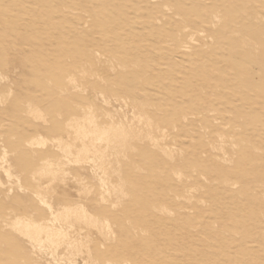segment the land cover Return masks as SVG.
<instances>
[{
	"label": "rangeland",
	"instance_id": "rangeland-1",
	"mask_svg": "<svg viewBox=\"0 0 264 264\" xmlns=\"http://www.w3.org/2000/svg\"><path fill=\"white\" fill-rule=\"evenodd\" d=\"M263 41L264 0H0V264L46 263L12 224L48 222L42 197L79 264H264ZM100 92L140 121L100 169L68 163V123L112 112Z\"/></svg>",
	"mask_w": 264,
	"mask_h": 264
},
{
	"label": "bare ground",
	"instance_id": "bare-ground-1",
	"mask_svg": "<svg viewBox=\"0 0 264 264\" xmlns=\"http://www.w3.org/2000/svg\"><path fill=\"white\" fill-rule=\"evenodd\" d=\"M263 46H264V43H260L259 45H257V47H263ZM263 75H264V73H263ZM71 78H73V77H71ZM68 80H69V78H68ZM69 81H71V80H69ZM73 81L74 80H72L71 82L73 83ZM102 95H104V93ZM102 95L100 92L99 96L101 97V99L107 105H109L112 109L111 113H107V112L105 113V116L108 119L105 124H100L98 122V118H97L96 113L91 112L90 110H93V109L90 108L89 106H86L87 110H85V109L82 110L83 111L82 117H80L79 119L76 118L73 121H70L68 123L69 126L74 128V130H73L74 134H73V137H71V138H69L70 136L68 135L69 139L66 138V140H63L62 141L63 145L61 146V150L64 154L65 160H67L68 163L71 161H74V163L86 162V163H89L91 166H94L96 169H100L101 168L100 163L103 162V160H104L103 157H104V153H105L102 150L103 148L101 149V147H103V146H101L102 141H105V143L106 142L107 143L114 142V141H116L115 139H117V137L118 138L122 137V139L123 138L125 139L129 133V131H127V129H128V127L130 129V126L134 122V119H137L138 121H140V118H141V117L139 118L140 114H137L136 112H134V108L136 107L135 102H133V101L128 102L129 100L126 101L127 99L126 100L125 99H118V98L113 97L112 95L110 97L109 96L105 97V96H107L106 94H105V96H102ZM97 99H98V97H97ZM139 102H137V103H139ZM117 115H119L120 117H117ZM129 115H131L132 118L129 119ZM32 140H30V142ZM59 145H61V144H59ZM59 150H60V148H59ZM62 152H60V153H62ZM72 156H74V160L71 159ZM5 157H6V155H5ZM8 161L3 156L0 157V171L9 175V174H11L12 165H10V162L8 164ZM72 164H73V162H72ZM67 165L65 164V166H63V165H61V166L67 167ZM52 166H53V164L50 163L48 160L45 162L42 161V165L39 166L40 168L37 167V171H36V174H38L40 176L39 179H42L41 176H43V175H50L47 177H52V179H55V181L57 180V178L59 180L62 179V181L64 182L63 178L65 177V174L68 176V169L65 170V168H63V167L55 169V167L53 168ZM55 166H57V165L55 164ZM34 175H35V173L33 174V176ZM39 179H37V181H38L37 185L39 188L40 187L43 188L42 187L43 182L40 181ZM52 179H51V181H52ZM47 191H48V189H47ZM44 193H45V191H44ZM41 202L44 205H46V208L48 209V211H50L51 219L48 222L44 223L45 222L44 221L43 222L44 224H41V222L38 223L37 221H34V219H32L30 216V218H28V217L27 218L16 217L13 220L12 224H14V227L16 226L17 228L20 229L21 234H23L24 237L26 236V238H27L26 240H28L27 243L30 244V246L32 248L31 253H36L37 254L36 258L41 259V262H44L43 260H45L46 261L45 264H47V263L50 264L51 261L53 262V264H79L80 262L78 263V258H77V261H75V260H76L77 255L80 256L79 253L83 252V250H82L83 249L82 248V246H83L82 245V243H83L82 238L83 237L79 238L80 235H76L79 237H75V236L73 237L71 234L75 233V231L74 232L71 231L72 233L69 232L70 228L71 229L74 228V227H72L73 223L70 222V224H69L68 223L69 220L67 221L68 215H70V214L68 212H66V210L62 211L60 209H57L56 207H58V206L55 207V204L51 199L48 201V199L46 200L44 197H42L41 200L39 201V203H41ZM43 204H42V206H43ZM81 208H82V206H81ZM64 209H65V207H64ZM78 210H80L81 214L79 216V219H81V215L83 214L82 212H85V210H83V211H81V209H78ZM67 211L70 212L71 210H67ZM75 211H76V208H75ZM70 217H71V215H70ZM77 218H78V216L74 219H77ZM58 221H59V223H58ZM61 221L65 222V223H60ZM79 232H81V231H79ZM17 233H19V232H17ZM61 244H63L65 246V250H64L65 252L63 254H60L57 251L58 246ZM80 258H81V256H80Z\"/></svg>",
	"mask_w": 264,
	"mask_h": 264
}]
</instances>
